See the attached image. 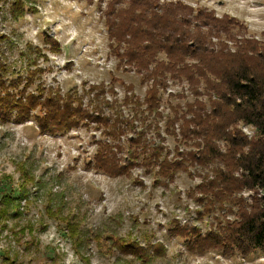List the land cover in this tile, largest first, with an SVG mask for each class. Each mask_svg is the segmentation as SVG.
<instances>
[{"label": "trees", "instance_id": "16d2710c", "mask_svg": "<svg viewBox=\"0 0 264 264\" xmlns=\"http://www.w3.org/2000/svg\"><path fill=\"white\" fill-rule=\"evenodd\" d=\"M28 1H9L13 20L26 15ZM121 1L99 3L120 65L142 74L148 83L143 99L129 91L121 101L112 87L114 97L109 99L104 82L93 83L88 89L90 93L95 90L90 96L91 106L84 105V95L76 89L66 93L59 87L29 90L41 67L32 69L37 59H28L24 51L31 69L25 77L6 78L11 65L0 57V121L24 123L35 117L43 133L63 132L95 121L109 125L104 134L113 139L129 132L124 144L103 142L92 162L112 176H130L131 167L144 165L154 171V184L165 187L180 170L196 175L200 181L188 195L199 206V218L213 214L214 221L205 233L198 225H174L172 229L185 239L190 252L214 249L228 256L264 254V42L232 32L231 23L239 22L234 17L218 18L213 11L182 0H129V5L118 7ZM222 34L234 40L235 46L213 41ZM46 40L50 49L60 50L57 38L47 35ZM161 52L166 58L159 57ZM170 78L185 80L194 100L172 104L173 117L167 119L161 109V91L169 87ZM124 106L130 109L128 115ZM38 108L41 114L34 115ZM165 118V133L186 147L177 145L172 157L162 130ZM245 126H252L254 133L249 135ZM188 163L195 166L194 172ZM29 164H19L24 180L18 197L4 195L0 199V221L22 216L21 203L30 193L27 181L38 183ZM134 181L143 184L139 178ZM244 192H250L249 196ZM48 212L66 222L74 249L80 254L97 239V244L106 245L109 252L130 255L137 264H151L166 255L163 242L144 244L115 231L106 236L101 231L82 229L80 222L65 215L60 207L49 205ZM135 220L138 222L137 217Z\"/></svg>", "mask_w": 264, "mask_h": 264}, {"label": "rangeland", "instance_id": "374dc122", "mask_svg": "<svg viewBox=\"0 0 264 264\" xmlns=\"http://www.w3.org/2000/svg\"><path fill=\"white\" fill-rule=\"evenodd\" d=\"M9 1L0 0V57L11 65L6 78L25 77L31 70L26 59H37V64L31 68L41 67V70L35 74L29 90L59 87L66 93L76 89L78 94L84 95L85 106H91L90 96L95 90L90 93L88 89L93 83L104 82L109 89L106 92L109 99L114 97L111 87L121 101L129 91H135L142 99L145 97L148 83L143 80L144 76L127 70L125 64L120 65V57L113 51L99 0H29L28 11L19 20L10 17ZM182 1L213 11L218 18L234 17L239 22L231 23L232 32L264 42V0ZM32 5L37 11L30 8ZM127 5L129 0H122L118 7ZM102 6H106V1ZM3 34L6 37H2ZM47 35L59 40V51L50 49ZM220 40L235 46V41L226 34L213 37L216 43ZM159 57L166 58V54L161 52ZM170 79L169 87L161 91V109L167 119L173 117L172 104L194 100L185 80ZM24 82L23 78L19 87L22 88ZM124 107L128 115L130 109ZM39 109L33 114H41ZM166 118L161 122L162 130L169 157H172L177 145L186 147L165 133ZM108 129L109 125L91 121L89 126L84 124L63 132L43 133L35 117L24 123L0 121V199L4 195L18 197L24 180L21 162L31 164L38 181H27L30 193L28 200L21 203L22 216L0 221V264L139 263L120 251L109 252L106 245L97 244V239L82 249V254L76 252L66 222L51 216L49 205L53 209L62 208L65 215L80 222L82 229L101 231L106 236L115 231L144 244L165 243L166 255L151 264H264L263 253L228 256L214 249L204 253L190 252L185 239L172 228L177 222L198 225L203 233L210 228L213 214H205L200 219L199 206L188 195L200 179L180 170L168 187L156 185L154 171L144 165L131 167L130 176L108 174L92 162L99 147L103 142L114 146L124 144L131 135L126 132L113 139L104 134ZM244 130L249 135L254 133L252 126H245ZM118 153L122 155L124 151ZM188 165L194 172L195 166ZM136 178L143 184L135 182ZM249 193L244 192V195L248 197Z\"/></svg>", "mask_w": 264, "mask_h": 264}]
</instances>
